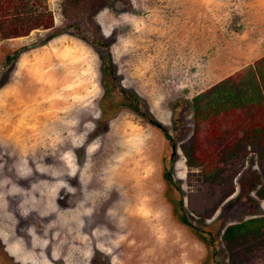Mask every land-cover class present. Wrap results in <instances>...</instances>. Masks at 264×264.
I'll return each mask as SVG.
<instances>
[{"label": "rangeland", "instance_id": "1", "mask_svg": "<svg viewBox=\"0 0 264 264\" xmlns=\"http://www.w3.org/2000/svg\"><path fill=\"white\" fill-rule=\"evenodd\" d=\"M9 3L0 264H264V104H188L264 55V0Z\"/></svg>", "mask_w": 264, "mask_h": 264}, {"label": "trees", "instance_id": "2", "mask_svg": "<svg viewBox=\"0 0 264 264\" xmlns=\"http://www.w3.org/2000/svg\"><path fill=\"white\" fill-rule=\"evenodd\" d=\"M9 1L22 2V0H0V17L2 12L5 13V8L10 7ZM84 5H92L93 7L99 8L107 0H81ZM94 12V11H93ZM9 29L6 36L15 33ZM3 32V31H1ZM4 35L5 33H0ZM107 72V71H106ZM105 85V84H104ZM108 88L107 85L105 86ZM264 104V55L258 58L251 64H248L238 70L234 75L225 77L218 81L208 89L195 95L190 101H188L190 107V113H192L194 122L209 119L211 116L216 115L221 111H228L230 109H239L246 106H257ZM136 110V107H134ZM260 196L264 197V192L259 193ZM184 223L188 224L183 218ZM256 220H250L244 223L230 225L224 229L223 238L230 239L236 234L244 233L249 229V223H255ZM264 225V219L258 223ZM199 236L203 240H207L205 235L198 229L196 230Z\"/></svg>", "mask_w": 264, "mask_h": 264}, {"label": "water", "instance_id": "3", "mask_svg": "<svg viewBox=\"0 0 264 264\" xmlns=\"http://www.w3.org/2000/svg\"><path fill=\"white\" fill-rule=\"evenodd\" d=\"M165 137L168 138V139L170 138V136L168 134H165Z\"/></svg>", "mask_w": 264, "mask_h": 264}, {"label": "crops", "instance_id": "4", "mask_svg": "<svg viewBox=\"0 0 264 264\" xmlns=\"http://www.w3.org/2000/svg\"><path fill=\"white\" fill-rule=\"evenodd\" d=\"M101 6H102V5H101ZM101 6H100L99 8H97V10H98V9H100V8H101Z\"/></svg>", "mask_w": 264, "mask_h": 264}]
</instances>
